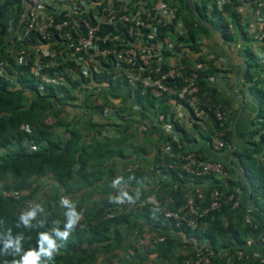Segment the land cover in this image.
<instances>
[{
  "label": "trees",
  "instance_id": "trees-1",
  "mask_svg": "<svg viewBox=\"0 0 264 264\" xmlns=\"http://www.w3.org/2000/svg\"><path fill=\"white\" fill-rule=\"evenodd\" d=\"M199 1L200 7H192L188 4V0H174L172 5L176 8V18L182 21L186 31V36L180 39L182 50L187 48L194 53H201L200 38L209 36L210 23L221 25L220 34L223 39L232 41L225 17L213 9L211 10L212 16L219 21L216 24L209 20L207 0ZM25 10L26 6L22 0H0V237L6 236L9 230L13 238L23 237L22 251L18 254L13 253L11 249L5 251L3 239H0V264H13L29 250L39 251V234L50 233L56 226L54 225L55 221H60L58 227L61 230L64 229V224L67 222L64 214L67 209L61 205V199L57 192L62 191L63 197L76 206L78 213L81 210L84 212L85 199L93 192L105 191L104 183L110 185L118 177L123 178L121 184L128 183L129 187L135 190H133L134 192L137 191L136 193L140 191L143 194L142 188L150 191L151 187L147 184V178L151 174L148 168L159 161L158 154L155 153V158L150 164L149 162L144 164L141 161L138 171L125 174L123 170L128 165L137 163L136 156H141L145 149L141 145H133L134 136L129 132L130 125L121 124L115 127L118 133L116 137H101L103 131L110 132L109 128L113 127V123L110 125L103 123L104 121L111 122V120H109L110 118L103 119L101 114L108 98L98 94L102 98L100 104L96 103L99 101L98 95L90 94L88 98H85L82 102L83 107L91 110L93 114L89 116L86 114L84 116L86 119L83 120L84 117L81 118L73 111L76 108L80 109L78 106L79 95L87 90L80 87L79 80L73 85V89H66V91H63L65 87L62 86L56 88L47 86L31 73V68L34 66L32 53L27 64H19L14 59L12 50L16 49L13 46L16 44V38H10L7 33L8 17L12 16L16 27L21 23L18 16L23 15ZM224 12L232 19L233 24L239 27L240 16L234 6H226ZM165 32L164 29L160 30V34H165ZM245 39L247 40L246 36H244ZM30 40L33 43H38L35 36H31ZM250 57L255 65V56L253 58L250 55ZM197 59H199L198 62L203 63L204 57L200 56ZM42 61L60 63L58 67L49 69L50 76L64 75L66 65L62 64L61 59L45 58ZM252 67V61L248 62L247 70L243 76L247 84L254 77L250 72ZM215 71V65L210 63L208 68L199 74L197 81L199 91L205 99H211L224 109H229L227 102L219 98L217 90L207 83V78ZM97 82L99 83L98 79ZM41 86H43L42 90ZM118 86L112 87L110 90H116ZM248 89L259 102L258 116L264 117V93L253 86H249ZM62 93L64 95L60 97L59 95ZM135 96L137 103L146 110L154 108L155 102L158 100L149 94L140 95L139 92H136ZM94 115H97L100 120L95 121ZM23 127H26L28 131L23 130ZM255 132L256 130L253 129L250 136H253ZM180 134L186 136L183 129H180ZM249 145L250 148H245L242 151L236 149L233 154L239 158L246 179L261 190L264 198V178L261 174L256 173L254 159L255 155L261 151V144L249 142ZM31 146L35 149L30 150ZM173 147L175 149V144ZM120 167L121 169H119ZM165 172L171 175V179L156 181L155 176L152 175L155 179L154 189L145 196L155 194L159 200L170 199L173 205L170 204L169 208L177 209L183 205L192 192L189 191L191 183L188 179H177L176 172L172 170L165 169ZM47 176L51 181L49 187L57 191L53 203L61 207V214H55L54 208H51V202H47V213L43 217L39 216L32 220L31 228L25 227L20 221V211L29 202L27 200L35 194L33 186ZM6 179H8V183L4 186L3 182ZM211 179L214 186L219 185L217 187L219 190L227 191L228 194L232 193L231 189L213 175L195 179L193 183L202 185L201 183ZM173 180H177L176 188H173ZM163 187L168 190V196L162 197ZM3 191L17 192L19 197L5 198L2 194ZM33 208L36 207L33 205L31 210ZM93 209L91 219L97 223L98 228L93 227L90 234L86 235L85 229L77 225L66 242L53 236L59 247L51 260L46 261L42 257V264H96L97 254L103 253L108 256L122 248L123 242L119 228L125 226L132 229L138 226L137 222L149 226L153 219L147 209L128 214H115L110 217L113 206L108 201L97 203ZM41 222H43V226H40ZM204 222L206 225L204 231L192 232L183 228L177 229L173 233H163L165 241L156 243L153 252L166 260L173 259L172 249L176 246L179 237L184 236L196 239L199 244L207 245L213 253V264H221L219 257H222V250H228V254L231 255L235 250H240L246 245L248 235L255 233L250 226L245 224L240 211H232L228 205H223L219 212L210 213ZM109 233L113 237H109ZM139 248L145 247L140 246ZM132 249L134 253L130 255L137 257L138 251L135 248ZM131 257L129 259L133 258ZM187 259L179 260L178 264H183ZM233 264L242 263L235 260ZM254 264L257 263L254 262Z\"/></svg>",
  "mask_w": 264,
  "mask_h": 264
},
{
  "label": "built area",
  "instance_id": "built-area-1",
  "mask_svg": "<svg viewBox=\"0 0 264 264\" xmlns=\"http://www.w3.org/2000/svg\"><path fill=\"white\" fill-rule=\"evenodd\" d=\"M22 1L26 10L18 16L21 23L16 36V60L19 64H27L32 53L34 66L31 73L43 84L54 88L62 86L66 91L73 89L79 80L80 87L94 95L105 90L108 99L111 97L110 89L121 85L132 94H149L159 101H171L176 109H180L175 112L174 126L167 129L158 147V163L149 166L148 171L157 181H169L171 175L166 174L165 169L172 170L176 172L177 179H188L192 192L177 209L169 208L172 200H159L155 194L135 197L136 203H131L128 209H147L153 217L139 246H146L151 239L154 244L162 243L165 241L163 233H173L177 229L204 231V219L210 213L219 212L223 205H228L232 211H240V201L234 192L228 194L219 190V185L205 187L193 183L195 179L212 175L226 182L229 175L224 165L200 153L185 151L177 137L181 135L180 129L185 127L186 122L194 127L209 124L212 135L210 149L214 153L230 149L231 111L211 99H205L200 93L197 81L206 67L200 62H190V57L182 50L180 39L186 36V31L182 21L176 18V8L168 0ZM207 2L209 10L215 9L227 21L229 16L224 9L228 5L234 6L240 16L239 21L248 27L251 38L257 42L254 55L256 72L250 86L264 93V0ZM14 29V23L9 22L8 32L12 33ZM161 29L166 31L165 34H160ZM31 36H35L38 43L31 42ZM45 58L61 59L62 64L66 65L64 75L50 76L49 69L58 67L60 63L42 61ZM98 96L97 99L102 100ZM110 111L109 105L102 108L103 119L109 118ZM103 123L112 124L107 121ZM253 129L256 132L248 141L261 144V151L254 159L256 173L264 178V117L255 119ZM23 130L28 131L26 127ZM107 133L111 132L103 131L101 137H106ZM34 149L30 147V150ZM139 169L140 163H135L123 171L129 174ZM172 183L176 188L177 180ZM111 188L113 198L121 190L134 194L123 184ZM2 194L5 198L19 197V193L14 191H3ZM31 208L32 205L28 203L20 211L21 215ZM113 208L110 217L118 214L115 210H120L122 204L114 202ZM80 214L83 215V210ZM246 222L252 229H258V225L252 221ZM149 230L153 233H149ZM240 256L241 253H237V257ZM212 260L211 249L203 244L194 249L183 264H213ZM255 262L264 264V254Z\"/></svg>",
  "mask_w": 264,
  "mask_h": 264
},
{
  "label": "crops",
  "instance_id": "crops-1",
  "mask_svg": "<svg viewBox=\"0 0 264 264\" xmlns=\"http://www.w3.org/2000/svg\"><path fill=\"white\" fill-rule=\"evenodd\" d=\"M168 3L173 5L174 0H168ZM188 4L192 7L201 5L199 0H188ZM9 17L8 24L11 21L14 23L12 16L10 15ZM232 24V19L229 17L227 26L230 34L229 27ZM14 25L16 24L14 23ZM209 26L211 27L210 34L212 35L211 37L200 38V43L202 44L201 53H194L187 48L184 51L190 57L188 59L190 62H198L199 59L197 58L201 56L204 57L202 60L206 69L210 63L215 65L216 71L207 78V83L217 90L219 98L227 102L228 108L231 111L229 119L231 148L221 153H214L210 149L209 144L212 135L209 124L194 127L186 122L183 128L186 136L178 135L177 137L180 140L183 137L181 143L185 151L200 153L204 157L219 161L227 167L226 171L228 172L229 179L226 182H222L236 194L240 201V213L245 224L249 226L246 221L250 220L258 225V229H253L255 233L248 235L246 245L240 250H235L231 255L228 254V250L221 251L222 257H219L221 264H225V261L226 263L232 262L233 264L235 260L240 261L242 264H254L256 259L264 254V198L263 195L260 196V193L262 194L261 190L257 189L246 179L239 158L233 154L236 149L242 151L245 148L251 147L248 140L254 127V121L259 114L260 107L258 100L250 93L249 87L245 84L243 85V83L241 84V80H243L246 72V65L248 66V62L251 63V58L247 52L248 49L244 47L246 39L244 40L245 35L243 32L240 33V41L234 42L233 39L232 41L223 39L220 34L221 25L210 23ZM241 26L243 25L239 21V28ZM19 27L20 24L15 27L12 33L7 30L10 38L18 36L20 32ZM13 46L16 49L12 50V56L16 59L17 44H13ZM110 93L111 97L108 99L106 105H109L111 109L108 114L111 122L113 124L130 125L129 132L133 133L134 131L138 133L136 134V137L139 139L138 143H134L133 145H141L145 149V152L141 156H136V162L146 161L150 164L155 158V151L161 141H163L167 129L174 126L175 112L180 109H176L171 101L157 100L154 108L146 110L137 103L135 94H132L123 86H118L116 90H111ZM90 94H92L90 91H85L79 95L78 106H80V109L76 108L73 110L75 111L74 114L80 115L81 118L86 114L87 116L93 114L91 110L85 109L82 104L84 99L88 98ZM98 94L103 97L107 93L105 90H102ZM96 103L100 104L101 101ZM233 109H236V111ZM94 117L95 121L100 120L97 115H94ZM184 118H186V115ZM85 119L84 117L83 120ZM151 176L148 175V181L151 179ZM150 182L153 184L154 180ZM212 183L213 180L211 179L201 184L202 186L209 187ZM185 243L184 249L204 244H199L196 239L187 237H185ZM186 253L187 251H180L175 246L171 252L173 258L175 257V261L173 259L166 260L160 258L164 259L167 264H177L179 260L184 258L183 255ZM237 253H241L239 258L237 257ZM154 254L157 255L156 253Z\"/></svg>",
  "mask_w": 264,
  "mask_h": 264
},
{
  "label": "rangeland",
  "instance_id": "rangeland-1",
  "mask_svg": "<svg viewBox=\"0 0 264 264\" xmlns=\"http://www.w3.org/2000/svg\"><path fill=\"white\" fill-rule=\"evenodd\" d=\"M199 7H200V5H199ZM207 15H208L207 17L209 20L214 21L217 24V22L219 20L217 18H213L211 10H209L207 12ZM229 30L231 31L232 39L234 42H239L240 37H241L240 33L241 32L244 33V35L247 37V40L244 43L245 44L244 47L248 49L247 52L249 53V55H252L254 58V55L256 54V51H257V47H256L257 42L251 38L248 27L243 25L239 28L238 26L232 24L231 27H229ZM211 35L212 34H209V37H211ZM250 60L252 61V64H253V67L250 70V72L253 76L256 72V67L253 63V59L251 58ZM246 82L247 81H245L244 79L241 80V84L243 83L247 87H249L250 83L247 84ZM257 90L262 92L260 89H257ZM255 98L257 99V97H255ZM263 106H264V103H263ZM74 113H75V111H74ZM109 120H111V118ZM115 125L113 124V127L109 128V130H111L110 131L111 133H107L106 137L118 136V133H117V130L115 127H117L118 125H121V124H115ZM84 128H86V127H84ZM56 131L60 132L59 130H56ZM136 134H138V133L133 131V136H134V139L132 141L133 144L138 143V140H139L136 137ZM158 147H159V145H158ZM127 152H128V150H127ZM156 152H157V150L155 151V153ZM143 163L147 164L148 162L145 161ZM122 168H123V165H122ZM119 169H121V167ZM153 180L155 182V179L153 176H151V179H149V181L147 179V184L150 185L151 188H149V189H151V190L149 191V190H146L145 188H142V190L145 194L144 193L142 194L140 191H138L139 195L137 196V193H136L137 191L134 192V194H131L128 192V194L133 197V202L125 201L124 204L122 203V208L120 210H115V211H118L117 212L118 215L121 213L122 214L123 213L128 214L130 212H135L136 210L133 211L132 209L129 210L128 208L130 207L131 203H134V204L136 203L135 197L142 198L145 195H148V193H150L154 189V187H153L154 182H153V184L150 182ZM50 182H51L50 178L47 176L46 178H43L37 185H34L33 187H34L35 194L32 196V198L27 200V201H29L28 203L32 204V207H33V205H34V207H37L39 205L40 207L43 208L44 211L38 212L36 217H39V216L43 217L47 213V208H46L47 202H51L50 203L52 205L51 208H54L53 212L55 214H57V215L61 214V207L53 203L55 201L53 198L56 195L57 191H55V189L49 187ZM7 183H8V179H6L3 182V185L6 186ZM104 185L106 187L105 191L102 190V191L93 192L92 195H90L89 197H87L85 199V202H84V208L85 209L83 212V214H85V215H82V218L78 222L77 225L80 227H83L85 229L86 235L90 234V230L93 227L98 228L97 223H95L91 219L93 216V214H92V211L94 210L93 208L96 207L97 203H99L101 201H103V202L108 201V203L113 206V203H114L113 199H112L113 198V190L111 188V185H109L107 183H104ZM123 185H124V188H126L127 190H134L133 188L129 187L128 183L123 184ZM162 190H163V195L161 193L162 197L168 196V193H167L168 190L165 188ZM62 194H63L62 191L57 192V195L60 197V199L64 196ZM260 196H262L261 193H260ZM27 201H25V202H27ZM60 202H61V200H60ZM12 205H14V204H12ZM113 210H114V208H113ZM137 223H138V226H135L132 229L126 228L125 226L119 228L121 240L123 242L122 248L116 250L114 253H110L108 256L103 254V253L97 254L98 261L96 264H112V263H115V264H137V263L138 264L139 263L140 264H167V262H165L164 259H161L160 257H158L157 255L154 254L153 247L155 244H154L152 239L148 242V244L146 246H144L145 248H139L140 246L137 247L139 241H141L143 239V237L146 233V229H148L147 226L143 225V223H141V222H137ZM149 233H153V231L149 230ZM108 236L113 237V235H111L110 233L108 234ZM185 244H186L185 243V237H183V236H180L179 240H177V242L175 244L176 247L178 249H180V251H187V253L185 255H183V257H184L183 260L187 259L190 255H192L194 253V249L196 248V245H195L194 248L184 249ZM132 248H135L138 251L137 257H135V256L133 257L132 255H130L131 253H134ZM130 257L132 259H129ZM174 258H173V261H175ZM45 259H46V261H49L47 258H45Z\"/></svg>",
  "mask_w": 264,
  "mask_h": 264
},
{
  "label": "clouds",
  "instance_id": "clouds-1",
  "mask_svg": "<svg viewBox=\"0 0 264 264\" xmlns=\"http://www.w3.org/2000/svg\"><path fill=\"white\" fill-rule=\"evenodd\" d=\"M123 178L118 177L112 182V187L116 188L119 185H121ZM139 193H137V196ZM113 202L115 203H124L125 201L133 202V197L128 194L127 191L121 190L119 195L117 197L112 198ZM61 205L67 209L65 212L66 220L67 222L64 224V229L61 230L58 225L60 224V221H55L54 226L51 230V232H43L39 234V251L36 250H29L23 254L20 260H16L13 262V264H42L41 258H47L48 260H51L53 258V254L57 251L58 245L56 243V240L53 239V236L58 238L61 241H67L70 234L75 230L78 222L81 220L82 216L80 213L76 211V206L73 203H70L67 199L61 200ZM43 208L39 205L36 208H33L32 210L23 213L20 217L21 223L25 227H32V224L30 223L32 220H34L38 214V212H43ZM43 226V222H41V225ZM0 239H3L4 242V250L7 251L8 249H11L13 253L18 254L22 251L21 248V241L23 239L22 236H17L15 238L12 237L11 232L9 230L8 234L4 237H0Z\"/></svg>",
  "mask_w": 264,
  "mask_h": 264
},
{
  "label": "water",
  "instance_id": "water-1",
  "mask_svg": "<svg viewBox=\"0 0 264 264\" xmlns=\"http://www.w3.org/2000/svg\"><path fill=\"white\" fill-rule=\"evenodd\" d=\"M247 67H248V66L246 65L245 71L247 70Z\"/></svg>",
  "mask_w": 264,
  "mask_h": 264
}]
</instances>
